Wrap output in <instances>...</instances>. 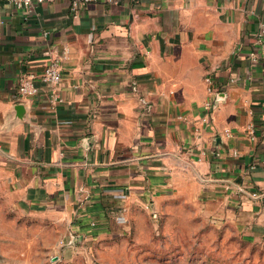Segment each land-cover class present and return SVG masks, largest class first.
Returning <instances> with one entry per match:
<instances>
[{
    "label": "crops",
    "instance_id": "1",
    "mask_svg": "<svg viewBox=\"0 0 264 264\" xmlns=\"http://www.w3.org/2000/svg\"><path fill=\"white\" fill-rule=\"evenodd\" d=\"M71 4L0 3V180L17 206L81 232L195 192L264 234V197L249 195L264 191V0H89L78 15ZM53 60L55 84L42 77ZM207 75L226 96L205 121ZM23 76L35 96H20ZM18 101L26 121L13 119Z\"/></svg>",
    "mask_w": 264,
    "mask_h": 264
},
{
    "label": "rangeland",
    "instance_id": "2",
    "mask_svg": "<svg viewBox=\"0 0 264 264\" xmlns=\"http://www.w3.org/2000/svg\"><path fill=\"white\" fill-rule=\"evenodd\" d=\"M73 228L19 208L0 180V264H264V234L251 237L195 192L133 205L121 224L82 228L71 241Z\"/></svg>",
    "mask_w": 264,
    "mask_h": 264
},
{
    "label": "built area",
    "instance_id": "3",
    "mask_svg": "<svg viewBox=\"0 0 264 264\" xmlns=\"http://www.w3.org/2000/svg\"><path fill=\"white\" fill-rule=\"evenodd\" d=\"M7 2L12 4L13 6L17 8H32L36 3H42L45 1H51V0H0L1 2ZM89 0H71L72 5V11L74 15H78L80 9H82ZM1 18V8H0V22H2ZM264 37V23L261 25L260 31H259V38L262 39ZM259 55H253V60H258ZM42 77L45 81L51 82L53 84L58 83L62 78V73L60 69V64L58 60H53L49 64L46 65L44 72L42 74ZM206 82L208 83V90L211 94V97L206 101L205 106L207 108V113L203 116V119L205 121H208L210 114L213 112L214 107L216 106V95L219 92V90L214 86L213 79L210 75H207L205 78ZM18 90L20 93V96H26V97H32L35 96L39 92V87L34 83L32 77L29 76H23L20 80ZM246 131L248 132V135L250 139L256 140L258 135L256 131V126L253 123L248 124ZM225 134L230 135V130L225 129ZM235 154H238L237 150H234ZM249 195L252 197H264V191L260 190H252L249 192ZM94 224V222L92 223ZM82 237V234L78 232L77 230H74L70 232V239L71 241L78 240Z\"/></svg>",
    "mask_w": 264,
    "mask_h": 264
},
{
    "label": "water",
    "instance_id": "4",
    "mask_svg": "<svg viewBox=\"0 0 264 264\" xmlns=\"http://www.w3.org/2000/svg\"><path fill=\"white\" fill-rule=\"evenodd\" d=\"M226 96V93L223 91H219L216 95V99L215 102L218 103L221 100L224 99V97ZM13 110V119L16 120H28V110H27V106L23 101H18L16 103L13 104L12 107ZM221 136H218L216 138L217 143L221 142Z\"/></svg>",
    "mask_w": 264,
    "mask_h": 264
}]
</instances>
